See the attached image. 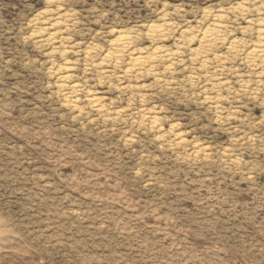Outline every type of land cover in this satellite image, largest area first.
<instances>
[{"label":"rangeland","instance_id":"rangeland-1","mask_svg":"<svg viewBox=\"0 0 264 264\" xmlns=\"http://www.w3.org/2000/svg\"><path fill=\"white\" fill-rule=\"evenodd\" d=\"M260 19L264 0H0V232L45 230L20 231L42 250L0 264H62L72 251L116 264L133 235L171 233L183 248L187 231L201 257L221 236L259 239L264 58L249 52ZM215 21L221 38L208 43Z\"/></svg>","mask_w":264,"mask_h":264},{"label":"clouds","instance_id":"clouds-1","mask_svg":"<svg viewBox=\"0 0 264 264\" xmlns=\"http://www.w3.org/2000/svg\"><path fill=\"white\" fill-rule=\"evenodd\" d=\"M187 92L182 93V96H187ZM192 95H197L192 93ZM191 100V96L188 97ZM192 103L197 101L191 100ZM175 104H186V100L182 98H176ZM157 111H168L167 107H158ZM198 117H193V122ZM18 167V165H17ZM0 171H3L0 168ZM5 176H0V180L5 179ZM7 179L11 180L13 184H17V179L23 180L26 183L24 176L19 172H14L13 175L7 176ZM187 179V177H185ZM191 184L192 181L188 180ZM14 191H23L22 188L17 186ZM193 192L197 189H192ZM203 201H201L202 203ZM264 207V205H261ZM35 225V227H33ZM40 221H31L28 225H23L17 232L5 233L0 232V253L7 252L9 254L16 253L17 256L23 257L30 253L35 254L38 250H42L39 245L33 247L31 243L27 245H20L17 239L20 236V231H25L31 228L37 235L32 237L33 241H40L41 237H44L45 230L39 227ZM237 227V226H233ZM239 227H243L240 225ZM183 230V229H181ZM157 231L164 233L163 229H157ZM231 231V230H229ZM189 232H185V247L181 248L179 243H176L175 238H172V242L168 243V239L171 233H166L154 240L139 239L137 235L130 236L122 244H118L116 247L118 251H114V255L119 257L116 264H264V233L261 234L259 239L253 238L251 240H243L237 244H230L229 240L235 237L221 236L218 242H214L211 247L207 249L208 255L201 257L198 254H194L191 246L187 243V236ZM156 232H153V236ZM23 239V237H20ZM53 239V238H49ZM238 239V238H237ZM57 244L63 243L68 249L74 250L75 244L68 243V241H56ZM76 244L79 241L75 242ZM19 245V246H17ZM55 247V245H52ZM175 250V251H174ZM75 252L71 254L65 253L62 264H79L74 259ZM33 264H45L44 260L34 261Z\"/></svg>","mask_w":264,"mask_h":264},{"label":"bare ground","instance_id":"bare-ground-1","mask_svg":"<svg viewBox=\"0 0 264 264\" xmlns=\"http://www.w3.org/2000/svg\"><path fill=\"white\" fill-rule=\"evenodd\" d=\"M259 21H260L259 28L257 30L258 41L253 46V48L250 50L249 55L251 58L263 59L264 58V19H260ZM223 28L224 26L222 25V22L215 21V23H213L210 28H208L205 32H203L202 39L208 43L218 41L221 38L220 32H222ZM155 30H157L156 32L160 36L164 35V29L162 27L159 26ZM129 44H130V37H128L127 35L125 36L124 34V36L121 35L118 38L116 46L128 47ZM231 48H234V47H231ZM75 86H72V88H76ZM90 99L93 100L95 98H90ZM95 101L97 100L95 99Z\"/></svg>","mask_w":264,"mask_h":264}]
</instances>
